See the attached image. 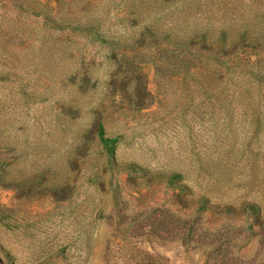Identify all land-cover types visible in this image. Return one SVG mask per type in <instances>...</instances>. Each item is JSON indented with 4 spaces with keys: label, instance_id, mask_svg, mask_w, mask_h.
<instances>
[{
    "label": "rangeland",
    "instance_id": "1",
    "mask_svg": "<svg viewBox=\"0 0 264 264\" xmlns=\"http://www.w3.org/2000/svg\"><path fill=\"white\" fill-rule=\"evenodd\" d=\"M0 264H264V0H0Z\"/></svg>",
    "mask_w": 264,
    "mask_h": 264
},
{
    "label": "trees",
    "instance_id": "2",
    "mask_svg": "<svg viewBox=\"0 0 264 264\" xmlns=\"http://www.w3.org/2000/svg\"><path fill=\"white\" fill-rule=\"evenodd\" d=\"M99 138L111 150L114 149V147L116 146V143L118 141L117 137L106 136L105 129H104V126L102 123L99 124ZM134 166H136V165H134ZM164 174H167V173H164ZM180 176H181L180 173H172L169 177L171 180H173V179H176ZM240 209H241V211H243L245 213L254 214V215L259 214L261 211V208L258 205V203L253 202V201L243 202ZM227 210L231 211V210H233V208L229 205V206H227Z\"/></svg>",
    "mask_w": 264,
    "mask_h": 264
}]
</instances>
